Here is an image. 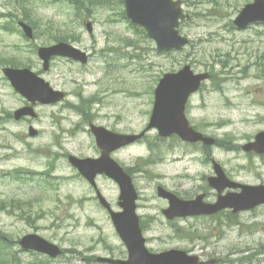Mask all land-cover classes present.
<instances>
[{
    "label": "rangeland",
    "instance_id": "374dc122",
    "mask_svg": "<svg viewBox=\"0 0 264 264\" xmlns=\"http://www.w3.org/2000/svg\"><path fill=\"white\" fill-rule=\"evenodd\" d=\"M84 1L75 8L70 0H0V14L11 10L17 17L26 15L36 28L32 40L17 29L0 28V231L14 239L38 233L59 245L64 254L53 259L52 264H107L99 259L127 256L95 191L77 177L65 158L68 152L94 154L93 138L76 127L80 119L73 111L75 104L87 97L99 102L90 113L104 125L124 133H140L146 130L154 89L164 73L178 71L186 64L196 72H214L193 96L188 107L190 118L206 133L218 137L220 146L209 152L230 175L251 183L264 179V161L237 148L245 143L244 137L251 138L264 129V23L246 30H238L233 23L241 8L252 0H185L190 18L182 33L192 44L182 52L169 54L159 53L151 39L129 28L115 0H110L111 7L92 6L90 17L83 8ZM87 19L94 23L91 34L85 26ZM14 25L11 22V29ZM57 37L88 51L91 58L86 66L66 58L52 61L43 76L55 88L67 91L68 97L57 105L37 107L38 117L32 123L41 132L39 137L27 139L34 148L29 150L24 142L28 123H15L7 117L22 106V97L5 79L1 68L17 63L42 72L37 48L52 44ZM156 137L155 129L146 130L143 140L119 154L125 165L144 171L136 174L142 191L138 212L146 221L144 234L149 248L155 252L195 249L202 255L203 264H211L217 257L222 261L235 259L237 252L244 255L247 246L264 247V206L242 214L243 224L232 226L226 223L227 216L220 223L216 218L171 222L161 215L167 204L156 196L157 182L191 196L206 188L212 165L206 152L194 149L195 153H191L190 146L173 137ZM255 163L263 167L259 170ZM17 167L30 178L24 173L27 180L15 179L11 173ZM50 167L57 175L41 179L45 176L38 172ZM98 184L118 209L117 185L107 178ZM174 227L199 231L207 240L177 236ZM229 249L227 258H223ZM38 256L25 254L23 264H37Z\"/></svg>",
    "mask_w": 264,
    "mask_h": 264
},
{
    "label": "water",
    "instance_id": "95a60500",
    "mask_svg": "<svg viewBox=\"0 0 264 264\" xmlns=\"http://www.w3.org/2000/svg\"><path fill=\"white\" fill-rule=\"evenodd\" d=\"M125 3L127 16L133 22L147 28L150 36L157 41L159 50H180L188 43V39L182 37L177 30L180 24L179 20L185 18L178 2L173 0H125ZM254 20H264V0H256L254 4L247 6L238 18L237 23L243 27ZM39 54L46 62L55 54L69 55L81 59L83 62L86 61L85 54L63 43L41 48ZM4 71L12 84L33 102L36 99L42 102H54L64 96L61 92L53 91L43 79L37 77L28 69L6 68ZM203 77L201 75L194 76L189 66H186L179 73L167 74L161 79L155 91L156 102L150 124L151 126H157L161 135L169 136L177 133L183 139L191 142L210 141L189 128L185 116L186 101ZM121 144L123 142H119L117 146ZM70 160L92 183H94L93 179L98 172L106 171L116 178L121 185L120 199L122 201L120 205L124 210L119 213L111 212V215L119 235L128 248L129 258L126 261L112 259H106V261L120 264H197L198 258L187 256L184 251L170 250L153 254L146 249L145 238L142 236L139 219L135 213L136 192L131 185L130 178L107 155L97 160H79L74 157H71ZM216 169L222 175V170L217 164ZM159 195L170 200V208L164 211L169 218L199 213L195 207L177 199L175 195L162 187L159 188ZM100 199L106 207H109V204L101 195ZM260 199L262 198H247L237 204L228 202L227 205L235 206L236 210L248 209L255 206L258 201H264ZM204 212L209 213L213 210L204 209ZM21 244L24 248L35 249L51 256H57L61 252L59 247L38 235L25 236L21 240Z\"/></svg>",
    "mask_w": 264,
    "mask_h": 264
},
{
    "label": "trees",
    "instance_id": "16d2710c",
    "mask_svg": "<svg viewBox=\"0 0 264 264\" xmlns=\"http://www.w3.org/2000/svg\"><path fill=\"white\" fill-rule=\"evenodd\" d=\"M94 2V5H101V4H109L110 3V0H94L92 1V3ZM124 2V0H115V4H119V5H122ZM8 246H9V243L8 242H5V241H2L0 242V252H1V260L3 259L4 256L7 257V253H8ZM17 253V252H16ZM18 254V253H17ZM15 255L13 254V252L11 251V264H13V258Z\"/></svg>",
    "mask_w": 264,
    "mask_h": 264
},
{
    "label": "flooded vegetation",
    "instance_id": "af4514ba",
    "mask_svg": "<svg viewBox=\"0 0 264 264\" xmlns=\"http://www.w3.org/2000/svg\"><path fill=\"white\" fill-rule=\"evenodd\" d=\"M205 192V195H206V197L210 200V193H208L207 191H204Z\"/></svg>",
    "mask_w": 264,
    "mask_h": 264
}]
</instances>
